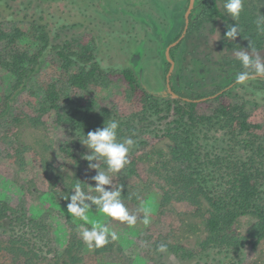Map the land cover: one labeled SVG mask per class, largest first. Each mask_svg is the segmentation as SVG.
I'll return each instance as SVG.
<instances>
[{
  "label": "rangeland",
  "instance_id": "obj_1",
  "mask_svg": "<svg viewBox=\"0 0 264 264\" xmlns=\"http://www.w3.org/2000/svg\"><path fill=\"white\" fill-rule=\"evenodd\" d=\"M7 2L14 11L23 8L26 15L32 14L29 6L32 0ZM41 4L55 5L52 0H44ZM216 4L222 16L233 21L224 10V0H217ZM233 22L238 23L239 20ZM11 23L7 19L2 24L7 35L15 38V27H12L15 24ZM221 28L216 20L205 25L202 38L199 37V49L203 48L212 62L218 59L227 61L228 58L229 63H233L232 66H241L235 53L244 40L237 37L232 41L233 52H227L219 44L223 32ZM18 29L23 36H19L17 44L13 46L9 42L0 44V57L13 54L16 49L26 48V43L35 36L31 25ZM258 50L260 51L259 47ZM258 53L264 57V53ZM203 57L206 59V55ZM209 61L204 60V63L208 65ZM66 77L53 67L43 68L32 79L30 91L12 99L9 114L5 117L0 115V201L11 209L24 211L28 219L36 222L42 229L41 234L39 233L42 237L40 247L45 260L33 259L29 264H264V238L255 247L250 244L244 246L236 258L224 252L220 254L215 249L193 257L186 255L195 251L210 235L205 224L209 206L203 199L200 200L199 207H195L175 198L174 189L165 180V169L175 168L170 158L173 144L168 139L153 137V131L150 130L143 135L146 144L137 153L130 152L129 163L119 174L113 176V183L123 185L125 190L135 195L139 199V205L153 197L156 212L150 217L148 225L142 223L143 214L137 212L140 219L131 228L108 219L111 230L120 236V239L110 242L118 263H110L103 256L95 255L94 248L87 249L79 229L82 222L66 212V205L77 181L95 186L92 177L97 171L88 168V161H81L80 157L76 158L68 152L66 148L72 142L83 141L84 138L78 139L80 136L71 125L59 123L57 114L72 105L82 107L90 104L94 112L107 110L125 115L135 111V102L119 82L98 79L85 89L78 90L69 87L64 81ZM215 77V71L211 70L207 74V81L214 80ZM12 82L13 78L0 62V114L5 96L11 92ZM250 85L251 82L237 85L231 92L230 101L235 103L245 100L249 122L259 125L264 134V97L251 93L248 90ZM47 87L56 88L60 93L55 106L50 107V102L44 99ZM213 107L214 103H209L199 109L208 114ZM42 109H46V112ZM16 116L21 119L19 123L13 120ZM34 121L38 124L35 125ZM212 135L214 142L208 148L218 151L224 142L223 134L213 132ZM87 154L88 151L85 155ZM99 170H106V167L100 165ZM84 189L90 191L86 185ZM172 194L167 202L166 195ZM91 215L97 216L98 213L92 210ZM256 222L257 218L252 215L238 217L224 233L231 238H248ZM161 243L167 244V253L156 251ZM6 247L8 248L6 243L0 242V264H12ZM146 254L152 255V260L146 258Z\"/></svg>",
  "mask_w": 264,
  "mask_h": 264
},
{
  "label": "flooded vegetation",
  "instance_id": "obj_2",
  "mask_svg": "<svg viewBox=\"0 0 264 264\" xmlns=\"http://www.w3.org/2000/svg\"><path fill=\"white\" fill-rule=\"evenodd\" d=\"M42 1L32 0L29 5L32 14L26 15L23 8L14 11L7 0H0V30L7 34L2 23L10 19L16 32L13 42L8 38L0 44H17L18 37L23 36L18 28L24 25H31L35 35L26 43V48L0 57L7 60L22 55V62L16 57L14 69L29 78V83L20 95L30 91L32 79L49 66L67 77L92 78L87 86L98 79L121 83L135 102L134 112L123 115L101 110L89 114H100L102 120L103 111H107L110 120L119 121L118 139L131 136L137 142L131 153H137L146 144L143 135L149 130L153 131V137L171 141L165 136L168 124L178 108L190 104L201 111V106L214 103L212 111L221 97L228 105H242L248 116L245 100L230 101L231 92L237 86L235 76L243 70L242 66H232L228 58L227 61L218 59L212 62L203 48L198 47L205 25L216 20L223 31L220 47L233 52L232 41L225 39L226 22L212 13L213 7L218 11L217 0H52L55 5H44ZM242 40L241 47L247 48L248 40ZM252 44L257 52L264 53L258 50L255 42ZM204 60H210L208 65ZM1 65L13 78L11 92L2 104L4 110L8 101L10 106L12 99L16 98L13 95L16 89L7 63ZM211 70L215 71L216 77L207 81ZM127 77H132L134 83ZM263 81L264 78L248 81L251 82L248 90L264 97ZM86 108L93 109L90 104L81 107L87 111ZM68 125L78 133V139L93 131L80 129L75 122ZM213 140L212 135L209 143ZM82 143L79 140L72 142L73 146L69 145L71 153L73 151L74 157H80L81 161L86 152L91 151ZM222 147L211 151L218 153ZM101 163L103 161H100L102 166Z\"/></svg>",
  "mask_w": 264,
  "mask_h": 264
},
{
  "label": "trees",
  "instance_id": "obj_3",
  "mask_svg": "<svg viewBox=\"0 0 264 264\" xmlns=\"http://www.w3.org/2000/svg\"><path fill=\"white\" fill-rule=\"evenodd\" d=\"M212 13L226 22V28L234 23L223 17L215 7ZM259 14L264 15V0H255L254 3L253 0H245L238 24L242 29L241 38L255 42L264 52V34L257 32L255 23ZM8 38L13 42L14 37L10 38L0 30V42ZM16 57L22 62V55L11 56L7 60L0 59V62L7 63V68L12 71L15 82L13 88L16 89L13 95L17 97L27 88L29 78L14 69ZM90 80L92 78L83 76L64 79L70 86L79 89L86 88ZM127 80L134 83L132 77H127ZM262 85L264 86V81ZM59 94L56 88L47 87L44 99L55 106L60 99ZM218 100V106L209 114L198 111L194 104L178 108L165 133L173 143L170 158L175 164V168L165 169L167 185L174 189L175 198L179 201L199 207L200 200L203 199L209 206L205 224L210 235L195 251L186 253L191 257L215 249L220 254L224 252L236 258L244 246L250 244L255 247L264 238V134L259 125L248 121L242 105H228L221 97ZM86 110L72 105L57 114L58 122H75L80 129L94 131L110 120L107 111L101 112L103 119L100 120V114L91 116L89 113L93 109ZM42 111L46 112V109ZM9 112L8 101L0 115L5 117ZM13 120L15 123L21 121L17 116ZM34 124L38 123L34 121ZM213 132H222L224 138L223 147L218 153L208 148ZM66 149L75 156L69 146ZM101 164V167H107L106 164ZM89 194L98 195L94 191H89ZM173 194L166 195L167 202ZM121 198L130 213L137 214L139 199L124 187ZM245 215L257 218L248 238H231L224 233L238 217ZM0 230V242L7 244L12 264H29L33 259L45 260L40 247L42 229L36 222L28 219L24 211L11 209L0 201ZM94 254L103 256L110 263L119 262L111 243L103 248H94ZM145 257L150 260L153 258L150 254Z\"/></svg>",
  "mask_w": 264,
  "mask_h": 264
},
{
  "label": "clouds",
  "instance_id": "obj_4",
  "mask_svg": "<svg viewBox=\"0 0 264 264\" xmlns=\"http://www.w3.org/2000/svg\"><path fill=\"white\" fill-rule=\"evenodd\" d=\"M244 2L245 0H224V10L233 21L239 20L244 10ZM255 23L257 32L264 34V15L259 14ZM241 31L238 23L230 24L227 26L225 39L235 41L237 37H241ZM235 55L243 69L236 74L235 84L244 85L250 80L264 78V57L259 55L251 42H248L247 48L239 47ZM118 129L119 121L111 119L102 127L88 132L86 137L83 136L82 144L91 150L83 159L89 162L90 170L97 171L92 177L95 186L77 181L67 199L69 202L66 205V212L75 220L82 222L79 224L80 234L89 250L103 248L110 242L120 239L119 234L109 227V218L112 221L126 223L129 228L135 226L140 219L137 214L130 213L122 201L123 185L113 183V176L119 174L129 163V152L137 143L131 136L118 139ZM92 161L96 163H91ZM100 161L106 164V170H99ZM85 185L98 195H91L89 191H85ZM93 206L98 213L97 216L91 215ZM138 212L143 214L142 223L148 225L150 217L156 212L154 198L149 197L141 202ZM156 251L167 253V244H159Z\"/></svg>",
  "mask_w": 264,
  "mask_h": 264
}]
</instances>
